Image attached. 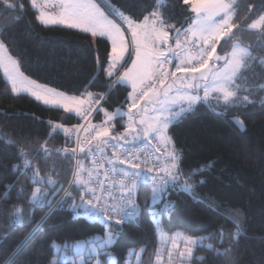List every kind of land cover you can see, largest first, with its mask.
<instances>
[{"label": "trees", "instance_id": "obj_1", "mask_svg": "<svg viewBox=\"0 0 264 264\" xmlns=\"http://www.w3.org/2000/svg\"><path fill=\"white\" fill-rule=\"evenodd\" d=\"M100 1L108 9L110 5L115 6L137 22L156 3V0ZM14 2L22 3L24 10L6 9L0 4V41L18 61L24 76L67 95L106 93L100 107L108 112L128 104L126 86L120 84L109 89V84L116 79L105 75L111 51L106 39L68 27L45 26L37 21V12L30 0ZM188 9L183 0H165L161 11L168 23L185 29L193 18ZM263 12L264 0H238L233 18L237 27L233 28L231 39L221 42L218 52L229 53L233 45L239 44L253 56L264 58V26L259 30L248 27ZM257 78L264 83V73ZM241 107L239 102L229 106L226 115L199 108L195 115L169 128V136L180 155V171L185 176L195 169L203 172L190 181L192 193L170 184L161 202L155 205L151 204L150 187H140L134 197L138 215L120 225L112 223L117 238L110 250L118 264H123L130 250L144 248L147 254L157 248V228L152 216L162 213L168 202L174 207L162 213L160 222L166 233L180 231L193 237H213L206 239L207 244H213V250L197 247L190 264H229V258L217 256L215 250L222 252L230 241L224 239L221 243L216 237L221 228L225 233L235 231L236 222L231 216L237 212L241 234L238 245L231 249L230 258L235 264H264V103L256 100ZM233 117L242 119L243 130L236 126ZM49 121L68 128L79 124L74 115L46 107L28 96L14 95L0 71V264H52L54 243L72 244L105 233L99 221L90 222L81 216V209H72V199L57 204L63 191L54 198L49 196L53 200L51 208L47 201L27 203L37 185L12 169L13 164L21 163L20 147L31 153V163L39 167L42 176L47 174L58 180L52 191L61 186L68 188L71 180L72 153L68 159L56 154L45 159L42 151L37 157L35 149L45 141L52 150L74 148L60 131L49 135L52 131ZM94 121L102 122L101 111ZM116 127L122 128L120 120L116 121ZM8 139L15 144L5 143ZM80 158L84 164L89 159L82 154ZM18 176L19 183L7 190L6 186ZM74 196L79 202V188H74ZM15 207L24 209L20 224L11 223V211ZM42 217L45 219L37 228Z\"/></svg>", "mask_w": 264, "mask_h": 264}, {"label": "snow or ice", "instance_id": "obj_2", "mask_svg": "<svg viewBox=\"0 0 264 264\" xmlns=\"http://www.w3.org/2000/svg\"><path fill=\"white\" fill-rule=\"evenodd\" d=\"M48 3L49 0H44L42 4L38 3V0H30L32 9L39 13L36 19L41 24L45 26L63 24L68 28H79L85 33H91L94 38L107 37L111 42V51L108 54L109 65L104 69L107 77H113L121 67L127 64L128 59H131V65L109 84V89L125 83L131 86L132 91L127 97V112L117 108L109 113L100 107L101 101L106 100V93L89 92L86 95L82 94L83 98L67 97L55 89L24 77L19 70L18 62L5 55L7 49L0 41V69H3L7 82L11 84L13 94L27 92L37 101L45 105L61 107L66 113L75 112L85 121H89V117L94 112L103 111L105 114L106 119L100 125L89 121L87 128H84L85 138L77 139L76 148L65 147L63 150H52L46 146L47 141H45L35 149L37 157L42 151L45 159L53 154L68 159L69 153L73 154L71 159L76 160V166L73 179L68 181V188L61 186L52 191L58 180H53L47 174L42 176L39 167L31 163V153L24 147L18 149L21 163L12 165L13 171H19L20 175L37 185L27 203L35 205L47 201L51 208L53 200L49 199V196L54 198L63 191L64 195L56 201L57 204H63L67 199H72L71 207L74 211L82 209L89 219L101 220L104 223L106 229L104 236L88 246L87 254H85L84 245L70 247L65 244L62 248L56 246L55 255L67 259L71 254L73 257L71 264H92V260L100 255L99 250L111 246L116 239L111 222L114 220L115 225H120L136 214L137 206L132 197L140 187H150V198L153 203L158 197L162 199V194L170 184L186 193L193 192V184L190 181L195 175L202 173L203 169H195L186 176L180 171V155L172 142V137L168 135L169 126L186 113L192 112L199 102L202 100L207 102L210 96L217 93L219 95H215V98L218 103L221 99L223 100L225 110L238 102L252 103L247 95L242 98L239 96L241 89L236 83L242 70L247 67L250 52L248 48L235 44L230 53L224 56L217 54L218 44L221 40L231 39L233 28L237 27L235 24H229L232 4L224 3V0H183L194 14L191 24L186 29L177 28L175 24L167 22L161 11L162 0H156L153 10L139 22L110 5V14L118 17L122 23L109 19L95 0H58L54 5L59 9L57 13L46 11ZM0 4L6 9L24 10L23 4L18 5L14 0H0ZM122 24L127 25L131 42L126 39ZM261 24H264V16L260 17L259 22H253L248 27L257 28ZM170 40H174V45L169 43ZM221 61H223L222 65L219 63ZM261 63H264V60ZM167 65H173L175 70H170ZM178 73L182 74L183 79L178 77ZM189 76L191 80L188 79ZM177 83L179 87L175 88V91L178 94L173 96L174 85ZM201 88L204 91L203 97L199 95ZM148 105H151V108ZM177 107L179 110H176ZM224 114L218 113V115ZM124 116H127V123L123 125V133H114L113 120ZM233 122L241 128L244 127L243 121L238 117H234ZM49 124L52 127L50 136L57 130H62L69 142L72 139L73 130L79 133L82 127L77 125L74 129H69L51 121ZM129 138L132 142L141 141L151 145L152 151L143 160L139 151L134 153L127 148L123 152L118 151L123 147L119 142L123 140L128 143ZM153 140L156 141L155 144L152 143ZM5 143L13 145L15 141L8 139ZM108 146L112 148L111 158L105 156ZM77 152L84 155L85 159L91 158L93 167L85 168V164L76 155ZM98 155L100 159H97ZM117 164L127 165V168L118 169ZM142 165L147 169V173L155 174L152 176L145 174ZM28 169H31L30 176ZM101 169L104 170V179L100 178ZM182 177L183 183H180ZM18 183L19 176L16 181L7 185L6 189L11 190ZM92 185H98V188ZM74 188H79V202L74 196ZM24 190L22 187L21 194ZM115 190H119V196L115 194ZM172 207H174L172 203H165L161 212H167ZM23 216L24 209L15 207L11 211V223L20 224ZM44 219L45 217H42L41 221L37 222V228ZM231 219L236 222L235 231L225 233L221 228L216 237L221 243L224 239H228L229 247L222 252L215 250V254L225 256L229 258V264H235L230 257L231 249L238 245L241 234L239 213L233 214ZM154 222L158 224L155 213ZM181 239L185 244L180 252L181 259H194L196 247L213 250V244L204 243L205 239L212 240L211 236L199 239L181 237ZM172 242L176 247L177 237H172ZM169 255L171 256V252ZM199 259L203 260V257ZM53 264L58 262L54 259ZM96 264H102V262L96 260Z\"/></svg>", "mask_w": 264, "mask_h": 264}, {"label": "rangeland", "instance_id": "obj_3", "mask_svg": "<svg viewBox=\"0 0 264 264\" xmlns=\"http://www.w3.org/2000/svg\"><path fill=\"white\" fill-rule=\"evenodd\" d=\"M15 1V0H14ZM238 0H224V3H227V4H232V12H231V20L229 21V24H233V18H234V6L235 4L237 3ZM44 0H38V3H43ZM58 0H49V3H48V7L46 9V11H51L53 13H57L59 11V9H57L54 5L55 3H57ZM95 2L97 4H99L97 2V0H95ZM165 0H162V3H164ZM100 7L101 5L104 7H101L102 10H104L105 12L109 11V9L107 7H105L103 5L102 2H100ZM188 6V5H187ZM188 10L190 11V7L188 6ZM107 11H106V10ZM37 12V11H36ZM110 12V11H109ZM191 12V11H190ZM39 13L37 12V15ZM107 14V13H106ZM191 14L193 15V18H194V14L191 12ZM109 16V15H108ZM261 16H264V12L262 14H260V16L254 20L253 22H259L260 21V17ZM112 16H110L111 18ZM114 17V16H113ZM112 17V18H113ZM219 20V17L217 18ZM113 20H116L115 18H113ZM117 23H119L117 20H116ZM252 22V23H253ZM251 23V24H252ZM171 24V23H169ZM191 24V23H190ZM189 24V25H190ZM59 24H55V25H49V26H58ZM63 25V24H61ZM189 25L186 27L188 28ZM264 26V24H261V26L257 27V28H249L251 30H259L260 28H262ZM122 27H123V30L125 31V36H126V39L131 42V35L130 33L127 31V25L126 24H122ZM185 28V29H186ZM105 39H107V37H103ZM108 40V39H107ZM223 40H221L222 42ZM109 44H110V47H111V42L108 40ZM220 42V44H221ZM170 44H173L174 45V40H170L169 41ZM217 46V49L219 47V45ZM241 46V45H240ZM243 47V46H242ZM232 51V49L230 50V52ZM229 52V53H230ZM250 52V51H249ZM217 54L218 55H221V56H224L225 54H220L217 50ZM6 56H10L12 57L8 51L5 53ZM127 55V54H126ZM133 56H134V53H133ZM13 58V57H12ZM14 59V58H13ZM16 60V59H15ZM264 60V58H259V57H256V56H253L252 53L250 52V58L248 60V64H247V67L242 70V72L240 73L239 75V78L238 80L236 81V83L240 86V92H239V96L242 98L243 96L247 95L249 97V100L252 101V103H243V102H239L240 103V106H242L241 108L243 107H246V106H249L251 104H253L256 100H258V103L259 104H262L264 103V83H262L261 81L258 80V76H260L261 74L264 73V63H261V61ZM17 61V60H16ZM18 62V61H17ZM221 65L223 64V61L219 62ZM19 65V63H18ZM109 65V60H108V64L106 66V68L108 67ZM131 65V59H128L127 61V64L124 66V67H121L119 69V71L111 78L107 77L108 79H117L120 75L123 74V72L126 70V68L128 66ZM171 66V65H169ZM105 68V69H106ZM170 70H172L171 68H169ZM19 70H20V67H19ZM1 73H2V76L4 78V80L6 81V83L9 85L10 87V90H11V84L7 82V79L6 77L4 76V72H3V69H0ZM173 71V70H172ZM21 72V71H20ZM22 73V72H21ZM106 75V74H105ZM178 77H180L181 79H183V76L182 74H177ZM24 76V75H23ZM26 77V76H24ZM28 78V77H27ZM29 80H32L30 78H28ZM189 80H191V76L188 77ZM169 80H171V77H169ZM34 81V80H33ZM37 83V82H36ZM201 83L203 84V81H201ZM40 84V83H38ZM42 85V84H41ZM123 86H126L128 89H129V92L132 91V88L129 84L125 83V84H121ZM48 87V86H47ZM179 87V84L177 83L176 85H174V90L172 92V95L175 96L177 95L178 93L175 91V88H178ZM50 88V87H48ZM247 89V91H246ZM57 91V90H56ZM58 93H62L60 91H57ZM65 96L67 97H79V98H83V96H72V95H67L65 93H63ZM16 95V94H14ZM19 95H25V96H28L30 98H32L33 100H35L36 102L46 106V107H49L51 109H58V110H61L63 111L65 114H71V115H74L75 117H79L75 114V112H71V113H66L64 111L63 108L61 107H54V106H51V105H45L43 102L41 101H37L33 96H31L29 93L27 92H24V93H21ZM86 95V94H85ZM199 95L201 97H203L204 95V91H203V88H201L199 90ZM215 95H219L218 93L215 94ZM215 95L214 96H210L209 98V101H208V104L210 106V108H208V106L205 104V102L202 100L201 102H199L196 106H195V109L192 111V112H189V113H186L181 119H179L178 121H175L172 125L174 124H177L179 122H181L182 120L186 119L187 117L189 116H192V115H195V113L199 110V108H202V110H208L210 109L211 111L215 112V113H225L224 115L228 114V110H225V109H222L223 107V100L221 99L220 102L218 103L217 102V99L215 98ZM161 99H163V97H161ZM143 101L141 102V104L143 105ZM149 108H151V105H148ZM124 112H127V109H128V104L124 107V108H121ZM176 110H179L178 107ZM102 113V121H104L106 119L105 117V114L103 111H101ZM111 113V112H109ZM80 118V117H79ZM234 118V117H233ZM232 118V120H233ZM239 118V117H238ZM81 119V118H80ZM240 120H242L241 118H239ZM117 120H120L121 122V125H122V128L119 129L116 127V121ZM115 127H114V133H123L124 131V127L123 125H125L127 123V116H124L123 118H115L112 122ZM97 124V123H95ZM101 123H98L97 125H100ZM244 124V123H243ZM170 125L169 128L172 126ZM237 126V125H236ZM64 128H68V127H65L63 126ZM239 129H244L237 126ZM70 128V127H69ZM57 131H60L61 133L64 134V132L62 130H57ZM135 135V134H134ZM168 135H169V130H168ZM84 138H85V135H84ZM115 143V141H113ZM153 142H156L155 140H153ZM120 145H123V146H128V145H133V144H136V143H142L141 141H136V142H132L131 141V138H129V142L128 143H125V141L121 140L120 142ZM147 144V143H146ZM151 175V174H150ZM149 175V176H150ZM161 198L158 197L156 202L153 203V201H151V204L152 205H155V204H158L161 202ZM164 207V206H163ZM161 216H162V213H157L156 215V219L158 220V224L156 222H154V216H152V220L153 222L155 223L156 225V228H157V248L152 251V252H149V253H145V249L144 248H139V249H134V250H130L126 256V259L125 261L123 262V264H190L189 262L191 260H189L188 258H184V259H181L180 257V252L184 249L185 247V244L183 242V239H181V237H193V236H190V235H187L183 232H180V231H177V232H174L172 234H168L166 233L163 228L160 226V222H161ZM115 221H112L111 223H114ZM99 223H101L104 227V223L101 222V220H99ZM106 231V229H105ZM105 234V233H104ZM104 235H96V236H92L91 238H89L88 240L86 241H79V242H75V243H72V244H67L69 245L70 247H74L76 245H84L85 246V254H87V248L88 246L91 245V243L93 241H96V240H99L101 237H103ZM177 237V242H176V247L173 246V242H172V237ZM207 238V236H200V237H194V238ZM116 238H117V235H116ZM116 239L114 240L113 244L115 243ZM205 244H207L206 242V239L204 241ZM65 244H57V243H54L53 244V252H54V257L52 258V264H53V261L54 259L60 263V264H71V261L73 259V257L71 256V254L69 255V257L67 259L63 258L62 256H56L55 255V252H56V246H62L65 245ZM113 244L111 246H108L107 248L105 249H102V250H99L100 251V255L96 256L93 260H92V264H96V260H100L102 262V264H118V259L112 254V251L110 250L111 247L113 246ZM197 248V247H196ZM195 248V249H196ZM194 249V251H195ZM171 252V256L169 255V253Z\"/></svg>", "mask_w": 264, "mask_h": 264}, {"label": "built area", "instance_id": "obj_4", "mask_svg": "<svg viewBox=\"0 0 264 264\" xmlns=\"http://www.w3.org/2000/svg\"><path fill=\"white\" fill-rule=\"evenodd\" d=\"M167 67H168V68H171L173 71L175 70L173 65H171V66L167 65ZM100 105H101V103H100ZM97 113H98V111H97V112H94V113L89 117V121H90L92 124H95V123H97V124H98V123H101V122H95V121H94V120H95V117H96V115H97ZM89 121H85V120L80 119L78 125H80V126H82V127L80 128L79 133H77L75 130H73V133H72V139H71L70 143H72V144L74 145V148L77 147V139H78V138H79L80 140H83L84 135H85L84 128H87ZM97 124H95V125H97ZM112 143H114V142L112 141ZM152 143L155 144L156 142H152ZM125 148H127L128 150H130V151H132V152H134V153L139 151V152L141 153V159H142V160L145 159V158L150 154V151H152V149H151V145H148V144H146V143H136V144H133V145L123 146V147L119 148L118 151L123 152ZM105 153H106V154H105L106 157H108V158H111V157H112V148H111V146H108V147L106 148ZM125 154H126V153H125ZM76 155H77L78 158L81 160V158H80V155H81V154H79V153L77 152ZM156 155H159V153H156ZM100 158H101V157L98 155V156H97V159H100ZM105 163H106V161H105ZM153 163H155L154 160H153ZM75 166H76V160L74 159V167H73V171H72L71 179H73V172H74V170H75ZM126 166H127V165H126ZM92 167H93V166H92V164H91V158H89L88 161H87V163H85V168H89V169H90V168H92ZM142 168H143V170H144V173L147 174L148 176H149L150 174H151V175H152V174H155V173H147V169H146L143 165H142ZM100 171H101L100 178H101V179H104V177H103V171H104V170L101 169ZM84 175H85V178H87V173H85ZM92 186L98 188V185H92ZM105 187H107V185H105ZM115 194H116L117 196H119V195H120L119 190H115ZM134 197H135V195L132 197V200H133L134 204L137 206ZM138 212H139V209H138V206H137V208H136V214H135L132 218L136 217V216L138 215ZM81 216H83L86 220H88V221H90V222H96V221H99V220H95V219H89V217L84 213V211H83L82 209H81ZM132 218H131V219H132ZM113 221H114V220H113Z\"/></svg>", "mask_w": 264, "mask_h": 264}, {"label": "crops", "instance_id": "obj_5", "mask_svg": "<svg viewBox=\"0 0 264 264\" xmlns=\"http://www.w3.org/2000/svg\"><path fill=\"white\" fill-rule=\"evenodd\" d=\"M97 2L100 4V0H97ZM101 7H103L102 5H101ZM102 9V8H101ZM103 9H104V7H103ZM106 10V9H105ZM107 11V10H106ZM107 13V14H106ZM105 14L106 15H109V19H113V18H115L119 23H122L119 19H118V17H116V16H114L113 17V15H111L110 14V12L109 11H107V12H105ZM110 16H112L111 18H110ZM58 26H63V27H67L66 25H61V24H59ZM72 29H75V30H79V31H81L79 28H72ZM83 32V31H82ZM88 34H91V33H88ZM97 37H100V36H97ZM100 38H103V37H100ZM105 39V38H104ZM107 40V39H106ZM108 41V40H107ZM79 120H80V118L79 117H77ZM69 129H74V127H70ZM84 139V138H83ZM106 154V153H105ZM117 167H118V169L119 168H127V166L126 165H119V164H117Z\"/></svg>", "mask_w": 264, "mask_h": 264}, {"label": "water", "instance_id": "obj_6", "mask_svg": "<svg viewBox=\"0 0 264 264\" xmlns=\"http://www.w3.org/2000/svg\"><path fill=\"white\" fill-rule=\"evenodd\" d=\"M205 102V101H204ZM205 104L207 105V106H209V104H208V101L207 102H205Z\"/></svg>", "mask_w": 264, "mask_h": 264}]
</instances>
